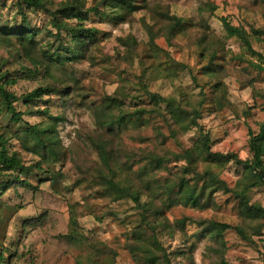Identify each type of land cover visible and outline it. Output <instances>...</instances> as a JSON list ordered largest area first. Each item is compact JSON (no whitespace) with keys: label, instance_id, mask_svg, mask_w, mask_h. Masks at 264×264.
Returning <instances> with one entry per match:
<instances>
[{"label":"rangeland","instance_id":"rangeland-1","mask_svg":"<svg viewBox=\"0 0 264 264\" xmlns=\"http://www.w3.org/2000/svg\"><path fill=\"white\" fill-rule=\"evenodd\" d=\"M62 1L50 0L54 5ZM84 2L85 8L99 5L83 23L97 30V41L84 58L63 68H39L38 74L17 78L12 87L17 96L48 85L65 88L67 95L53 94L44 98L48 102L32 106L48 108L50 114L62 117L56 125L60 157L42 164L55 172L52 179L48 173L43 180L32 176L31 187L16 185L0 197L5 264H145L131 236L141 220V210L130 199L112 201L97 193L96 173L104 168L92 140L107 141V135L98 126L93 109L102 97L120 90L118 95L132 96L124 99L126 110H148L149 100L140 80L150 92L176 98L189 110L188 104L200 103L199 127L176 138L169 135L167 118L154 113L143 115V126L129 125L108 137L117 163L121 165L126 155H133V164L138 162L134 169L143 164L139 156L151 148L160 154L165 150L179 152L193 144L198 131L208 133L212 151L233 152L242 160L249 159L248 130L257 133L264 121V69L260 67L264 63L239 40L228 37L220 19L226 18L248 32L259 30V38L252 37L250 42L253 50L264 56V0H131L135 5L131 11L120 2ZM10 6V0H0L2 23L12 14L7 12ZM173 16L189 22L180 33L170 32L169 17ZM31 18L38 25L46 21L38 13ZM46 32L37 36L33 54L43 62L47 59L43 52L53 50L52 38ZM169 34L170 42L166 39ZM6 59L8 69L19 61L30 66L12 45L0 46V66ZM176 63L185 68H176ZM17 108L25 111L27 107L19 102ZM25 119L30 124L47 122L37 115ZM7 123L8 116L0 113V132ZM158 132L165 135L163 143ZM12 147L26 165L40 160L20 149L16 141ZM182 164L164 163L156 176L173 181L180 176ZM243 174L242 166L227 164L220 177L235 193H213L210 207L163 209L167 224L157 234L169 264H264V218L250 221L239 215L236 192ZM250 183L249 204L264 209V181L251 179ZM71 218L76 220L77 233L72 232ZM214 222L229 228L214 236L209 231ZM236 227L246 230L245 237ZM67 235L77 240L72 237L71 241ZM159 259L162 263V257Z\"/></svg>","mask_w":264,"mask_h":264},{"label":"trees","instance_id":"trees-1","mask_svg":"<svg viewBox=\"0 0 264 264\" xmlns=\"http://www.w3.org/2000/svg\"><path fill=\"white\" fill-rule=\"evenodd\" d=\"M10 1L11 6L7 8V12L12 13L10 18L2 23V14H0V46H14L25 56L30 66L19 61L13 69H8L5 68L9 62L8 59L4 60L0 66V113L8 116V123L0 132V179L6 178L0 181V197L16 185L31 187L29 179L32 176H35L37 180H43L42 176L48 173L49 179H52L55 172L43 167L42 164L47 165L49 159L59 160L58 145L60 140L56 132V125L58 121L62 120V117L50 114L48 108L39 109L36 107L33 109L32 106L40 101L48 102L49 100H44V98H49L53 94L67 95L65 88L59 89L57 86L48 85L38 86L30 92L17 96L12 91V87L17 78L25 77L27 73L38 74L39 68L52 66L63 68L66 64L84 58L89 48L97 41V30L91 27L86 28L83 23L88 19L89 12H96L99 6L85 8L84 0H64L56 5L52 4L50 0ZM101 2L103 4L120 2L130 11L135 6L131 0H101ZM37 13L46 18V21L40 25L33 23L31 18ZM169 19L171 20L170 32L172 33L182 32L189 23L175 16L169 17ZM220 19L226 35L239 40L246 50L256 54L262 61L261 63H264V56L255 52L250 42L252 37L259 38L261 32L255 29L248 32L241 26L231 24L226 18ZM43 30H47L46 34L52 38L53 50L50 53L49 50L43 52L47 57L46 62L33 56L36 53V38ZM171 36L172 34H169L166 37L167 41L170 42ZM214 56L212 53L211 58ZM175 67L185 68V65L176 63ZM260 67L264 69L262 64ZM138 83L140 88L144 89L150 108L148 110L144 108L126 110L123 107L124 99L132 96L127 93V95H118L120 90L116 94L102 97L101 103L94 107L93 113L98 126L105 130L107 141L100 138L92 140V144L97 150L104 168L99 174L96 173L99 185L97 193L103 197L111 198L112 201L130 199L141 210V220L139 225L131 230V236L135 241L133 246L136 248V252H139L143 257L142 261L145 264H169L165 247L157 234V230L166 227L165 224H167L166 219L162 216L163 209L176 206L204 209L211 206L213 193L218 191L235 193L220 177V172L229 163L240 165L244 170V174L238 182L239 189L236 192L239 198V215L243 220L250 221L264 218L262 207L249 204V185H252L250 180L264 181V121L259 124L257 133L248 130L247 143L251 153L249 159L242 160L233 152L212 151L208 133L198 131V137L193 144L182 148L179 152L165 150L160 154L151 151V148L150 151L141 154L138 161H143V164L136 169H134V165H138V162L133 164L135 157L133 155H126V161L121 165L117 163L114 150L109 148L108 137L116 135L129 125L143 126V115L154 113L162 118H167L169 135L172 138L199 127L197 119L200 117V103L196 106L188 104L191 107L189 110L180 105V100L169 99L150 92L144 82L139 80ZM19 102L27 107L25 111L18 110ZM36 115L47 118V122L30 124L25 119V116ZM158 135H160V143H163L165 135L161 132H158ZM12 141H16L20 149L39 156L40 160L26 165L21 154L12 147ZM167 152L169 154H166ZM172 161L183 162L180 176L173 181L161 180L156 176V172L163 167L164 163ZM51 182L53 181L51 180ZM71 223L72 232L77 233L76 220L71 218ZM227 228H229L227 224L214 222L209 231L214 233V236H220ZM236 230L245 237L246 230L244 228L236 227ZM67 237L74 241L75 237L72 235H67ZM3 243L1 238L0 264H5ZM160 257L163 259L162 263ZM222 264L227 263L223 261Z\"/></svg>","mask_w":264,"mask_h":264}]
</instances>
